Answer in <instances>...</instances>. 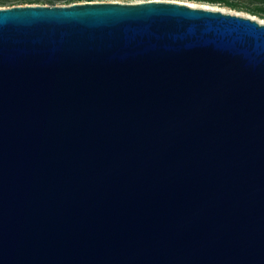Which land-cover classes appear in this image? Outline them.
Instances as JSON below:
<instances>
[{
    "label": "water",
    "instance_id": "1",
    "mask_svg": "<svg viewBox=\"0 0 264 264\" xmlns=\"http://www.w3.org/2000/svg\"><path fill=\"white\" fill-rule=\"evenodd\" d=\"M0 264H264V22L0 6Z\"/></svg>",
    "mask_w": 264,
    "mask_h": 264
},
{
    "label": "rangeland",
    "instance_id": "2",
    "mask_svg": "<svg viewBox=\"0 0 264 264\" xmlns=\"http://www.w3.org/2000/svg\"><path fill=\"white\" fill-rule=\"evenodd\" d=\"M40 3L50 0H39ZM57 3H67L70 0H54ZM84 0H72V2ZM122 1H135V0H122ZM195 5L207 6L212 8H220L223 10L237 12L245 15H251L258 19H264V0H180ZM70 2V3H72ZM0 3H27V0H0ZM1 6V5H0Z\"/></svg>",
    "mask_w": 264,
    "mask_h": 264
},
{
    "label": "trees",
    "instance_id": "3",
    "mask_svg": "<svg viewBox=\"0 0 264 264\" xmlns=\"http://www.w3.org/2000/svg\"><path fill=\"white\" fill-rule=\"evenodd\" d=\"M27 2H40V1H39V0H27ZM46 2H47V1H44L43 3H46ZM49 2H50V4H55V3H57V2L54 1V0H50ZM70 2H72V0L68 1L67 3H70ZM3 4H5V3H0L1 6H3ZM12 4H14V3H9V4H7V5H12Z\"/></svg>",
    "mask_w": 264,
    "mask_h": 264
},
{
    "label": "bare ground",
    "instance_id": "4",
    "mask_svg": "<svg viewBox=\"0 0 264 264\" xmlns=\"http://www.w3.org/2000/svg\"><path fill=\"white\" fill-rule=\"evenodd\" d=\"M192 4V3H191ZM193 5H195V4H193ZM259 20H261V21H263L264 22V19H259Z\"/></svg>",
    "mask_w": 264,
    "mask_h": 264
}]
</instances>
